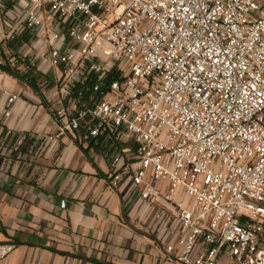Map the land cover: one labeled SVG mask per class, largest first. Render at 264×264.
Segmentation results:
<instances>
[{
    "label": "built area",
    "instance_id": "2783aa9c",
    "mask_svg": "<svg viewBox=\"0 0 264 264\" xmlns=\"http://www.w3.org/2000/svg\"><path fill=\"white\" fill-rule=\"evenodd\" d=\"M16 2L19 31L7 37L46 40L59 133L127 146L111 157L113 189L128 176L142 200L178 190L191 200L165 253L264 264L263 0H0V10ZM14 248L0 244V261Z\"/></svg>",
    "mask_w": 264,
    "mask_h": 264
},
{
    "label": "crops",
    "instance_id": "0c3cea01",
    "mask_svg": "<svg viewBox=\"0 0 264 264\" xmlns=\"http://www.w3.org/2000/svg\"><path fill=\"white\" fill-rule=\"evenodd\" d=\"M20 9L0 10V60L4 53L15 65L17 54L32 63L40 93L0 70V244L15 245L0 264H179L165 247L178 235V204L191 200L181 190L171 202L142 200L128 176L113 189L111 157L127 146L79 145L59 133L47 104L59 71L46 40L30 34L18 51L7 45ZM19 134L28 139L15 151Z\"/></svg>",
    "mask_w": 264,
    "mask_h": 264
},
{
    "label": "trees",
    "instance_id": "16d2710c",
    "mask_svg": "<svg viewBox=\"0 0 264 264\" xmlns=\"http://www.w3.org/2000/svg\"><path fill=\"white\" fill-rule=\"evenodd\" d=\"M32 40V36L29 33L22 34L8 41L7 45L18 51L21 46L29 43ZM16 59V64L12 65L4 53L0 60V70L19 81L27 84L37 93H40L39 84L41 76L40 74H35V66L26 59H22L19 55H14ZM23 66V68H20Z\"/></svg>",
    "mask_w": 264,
    "mask_h": 264
}]
</instances>
